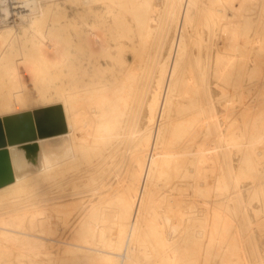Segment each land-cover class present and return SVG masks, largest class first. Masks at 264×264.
<instances>
[{
    "label": "bare ground",
    "instance_id": "obj_1",
    "mask_svg": "<svg viewBox=\"0 0 264 264\" xmlns=\"http://www.w3.org/2000/svg\"><path fill=\"white\" fill-rule=\"evenodd\" d=\"M18 2L0 264H264V0Z\"/></svg>",
    "mask_w": 264,
    "mask_h": 264
},
{
    "label": "water",
    "instance_id": "obj_2",
    "mask_svg": "<svg viewBox=\"0 0 264 264\" xmlns=\"http://www.w3.org/2000/svg\"><path fill=\"white\" fill-rule=\"evenodd\" d=\"M0 123H1V120H0ZM48 124H45L44 121L42 120L39 121L38 127H39L40 135L45 134V133H50V132H57L62 128L60 124L58 126H52V127L48 126ZM25 136L23 135L22 138ZM9 140L12 143L16 142V139L13 136H10ZM7 142H8L7 137L4 135V133L2 132L0 128V148H5L7 146ZM35 147L36 145H30V146L24 147L26 151V155H28V157L31 156L30 158H32L34 162L36 161ZM33 150L35 153H32ZM13 180H14V175L11 169V163H10V159L8 155V150L3 149L0 151V187L10 183Z\"/></svg>",
    "mask_w": 264,
    "mask_h": 264
},
{
    "label": "rangeland",
    "instance_id": "obj_3",
    "mask_svg": "<svg viewBox=\"0 0 264 264\" xmlns=\"http://www.w3.org/2000/svg\"><path fill=\"white\" fill-rule=\"evenodd\" d=\"M57 1H59V2H64V1H66V0H57ZM66 4H67L66 6H67V8H68V12H69L70 14H73V13L76 12L77 10H82V9H83V6H82V5H76V4L72 5L70 2H67ZM93 6L95 7V9L100 10V11H103V12H106V10H107L106 7H105V4H104L103 2H97V3H94ZM106 14H107V13H106ZM107 16H108V19H110V15L107 14ZM1 17H5V15H4V16H1ZM13 18H14V17H13ZM6 19H9V18H6ZM11 19H12V18H11ZM87 19L90 20L91 18L89 17V18H87ZM1 23H2V22H0V25H1ZM0 27L2 28V26H0ZM98 32H99V30H98L97 28L91 30V31H90V34H89V35H90V38H91V35H93V34H95L96 37H97ZM0 45H1V42H0ZM53 45H54V44H53ZM48 47H49V45H47L46 48H48ZM17 66L20 68V71H21L22 75H23L25 72L28 71V66H27L26 64L17 65ZM15 104L18 105L17 102H15Z\"/></svg>",
    "mask_w": 264,
    "mask_h": 264
},
{
    "label": "built area",
    "instance_id": "obj_4",
    "mask_svg": "<svg viewBox=\"0 0 264 264\" xmlns=\"http://www.w3.org/2000/svg\"><path fill=\"white\" fill-rule=\"evenodd\" d=\"M21 6L22 5L18 2V0H0V15H5L4 13H2V8L7 7L8 11H10V8H12L13 16L15 17L17 13L23 9Z\"/></svg>",
    "mask_w": 264,
    "mask_h": 264
}]
</instances>
